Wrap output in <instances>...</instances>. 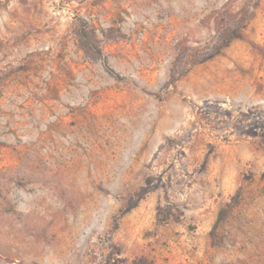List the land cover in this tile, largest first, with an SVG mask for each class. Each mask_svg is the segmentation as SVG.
<instances>
[{
    "label": "rangeland",
    "instance_id": "1",
    "mask_svg": "<svg viewBox=\"0 0 264 264\" xmlns=\"http://www.w3.org/2000/svg\"><path fill=\"white\" fill-rule=\"evenodd\" d=\"M140 259L264 264V0H0V264Z\"/></svg>",
    "mask_w": 264,
    "mask_h": 264
},
{
    "label": "trees",
    "instance_id": "2",
    "mask_svg": "<svg viewBox=\"0 0 264 264\" xmlns=\"http://www.w3.org/2000/svg\"><path fill=\"white\" fill-rule=\"evenodd\" d=\"M77 37L80 42V47L84 53L94 61H102L105 65L106 71L116 79L122 80V77L110 66L108 59L97 42L95 31L90 27L89 23L81 19V22L77 28ZM135 264H154L153 262L148 263L145 259H140Z\"/></svg>",
    "mask_w": 264,
    "mask_h": 264
}]
</instances>
